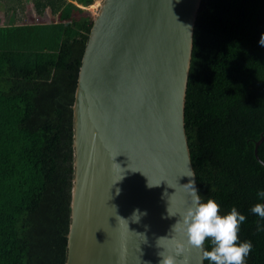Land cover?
Returning a JSON list of instances; mask_svg holds the SVG:
<instances>
[{
	"label": "trees",
	"instance_id": "16d2710c",
	"mask_svg": "<svg viewBox=\"0 0 264 264\" xmlns=\"http://www.w3.org/2000/svg\"><path fill=\"white\" fill-rule=\"evenodd\" d=\"M6 2L9 18L26 0ZM95 0H32L49 23L0 25V264H65L73 103ZM8 18V19H9ZM17 18V17H16ZM264 0H202L194 28L185 126L202 202L246 216L245 264H264ZM204 248L211 249L206 241ZM205 264H211L204 260Z\"/></svg>",
	"mask_w": 264,
	"mask_h": 264
},
{
	"label": "water",
	"instance_id": "95a60500",
	"mask_svg": "<svg viewBox=\"0 0 264 264\" xmlns=\"http://www.w3.org/2000/svg\"><path fill=\"white\" fill-rule=\"evenodd\" d=\"M201 1L101 0L73 103L65 264H160L184 239L173 228L191 203L183 185L198 192L185 102ZM177 261L205 264L195 248Z\"/></svg>",
	"mask_w": 264,
	"mask_h": 264
},
{
	"label": "clouds",
	"instance_id": "9594fccd",
	"mask_svg": "<svg viewBox=\"0 0 264 264\" xmlns=\"http://www.w3.org/2000/svg\"><path fill=\"white\" fill-rule=\"evenodd\" d=\"M259 43L264 46V35ZM191 176L193 175H189ZM183 186L191 203L182 213L173 231L182 232L184 239L177 242L175 254H166L165 251L160 253V264H178L177 256L185 252L186 248L200 250L201 260H208L211 264H245V258L253 247L251 241L238 243L239 227L246 220V216L236 207L228 214L221 215L220 205L216 200L210 198L206 202L201 201L194 181ZM259 195L264 197V192ZM251 212L264 218V203L255 204ZM137 217L139 219V215L134 214V219ZM206 241L211 242L210 250L204 248Z\"/></svg>",
	"mask_w": 264,
	"mask_h": 264
},
{
	"label": "rangeland",
	"instance_id": "374dc122",
	"mask_svg": "<svg viewBox=\"0 0 264 264\" xmlns=\"http://www.w3.org/2000/svg\"><path fill=\"white\" fill-rule=\"evenodd\" d=\"M100 2L101 0L99 1V3ZM99 3H96V0H95L92 4L88 6L80 5V7L86 9V11L91 16H94L97 13L98 7L100 5ZM20 10H21L20 8L18 7L16 8L17 13L15 15L18 19H21L22 16H24L19 12ZM26 10H27L26 14L20 23L24 22V23H29V24H33V23L40 24V23H48L55 19V16L51 14V12L48 9L45 11L43 16H39L35 14L34 8L30 7L29 5H27ZM8 12L9 11L7 8V3L3 1L0 2V25L10 24L12 21L18 23V20L15 16L14 18L10 17L12 18V21H10Z\"/></svg>",
	"mask_w": 264,
	"mask_h": 264
},
{
	"label": "crops",
	"instance_id": "0c3cea01",
	"mask_svg": "<svg viewBox=\"0 0 264 264\" xmlns=\"http://www.w3.org/2000/svg\"><path fill=\"white\" fill-rule=\"evenodd\" d=\"M27 5H29L30 7H33L34 8V6H33V2H32V0H26L25 1V3H24V16H25V14H26V7H27ZM94 5V4H93ZM80 6V5H79ZM50 11V10H49ZM21 14H22V11H19ZM34 12H35V9H34ZM35 14H36V12H35ZM24 16H22V18L21 19H23L24 18ZM18 19V18H17ZM49 23V22H48ZM44 24V23H43Z\"/></svg>",
	"mask_w": 264,
	"mask_h": 264
},
{
	"label": "bare ground",
	"instance_id": "6f19581e",
	"mask_svg": "<svg viewBox=\"0 0 264 264\" xmlns=\"http://www.w3.org/2000/svg\"><path fill=\"white\" fill-rule=\"evenodd\" d=\"M100 0H96V3H99ZM100 4V3H99Z\"/></svg>",
	"mask_w": 264,
	"mask_h": 264
}]
</instances>
